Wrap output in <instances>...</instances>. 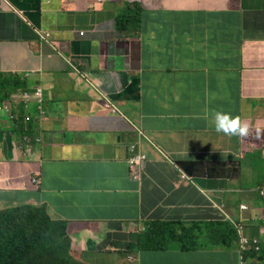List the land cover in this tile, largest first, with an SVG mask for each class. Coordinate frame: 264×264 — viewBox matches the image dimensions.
<instances>
[{
    "label": "crops",
    "instance_id": "0c3cea01",
    "mask_svg": "<svg viewBox=\"0 0 264 264\" xmlns=\"http://www.w3.org/2000/svg\"><path fill=\"white\" fill-rule=\"evenodd\" d=\"M9 4L0 7V72L17 75L13 85L23 76L28 85L44 89L47 112L40 124L48 147L35 170L46 197L40 191L31 196L40 204L47 199L52 217L87 222V206L93 207L89 189L104 196L105 188L118 195L137 192L146 208L161 205L175 218L195 195L180 179L178 167L187 160H200L188 165L190 172L219 188L212 198L237 184L264 189V0ZM34 109L17 110L20 127ZM215 111L239 116L248 125L247 135L217 132ZM133 125L147 140L136 148L148 157L140 183L129 178L130 146L122 139ZM4 148L10 159L11 144ZM9 172L0 188L15 200L24 198L6 180L31 188L28 171L9 166ZM240 197L258 202L256 226L261 220L264 228V199L261 205L251 189ZM130 206L117 207L112 220L135 217ZM86 234L90 231L83 226L81 235ZM94 257L99 264L116 260ZM140 258V264H150Z\"/></svg>",
    "mask_w": 264,
    "mask_h": 264
},
{
    "label": "clouds",
    "instance_id": "9594fccd",
    "mask_svg": "<svg viewBox=\"0 0 264 264\" xmlns=\"http://www.w3.org/2000/svg\"><path fill=\"white\" fill-rule=\"evenodd\" d=\"M3 3L9 4V0H0V7ZM33 73H27V76ZM16 76L0 72V159L4 158L9 166L28 171L32 185L31 188L25 186L26 182L14 185L8 183L7 179V185L17 188L24 198L15 200L9 190L0 188V210L34 206L43 209L52 220L65 223L73 221L64 215L52 217L47 210V199L44 200L45 204H40L34 202L31 196L32 191H40L44 193L43 198L46 197V192L40 188L41 174L35 168L41 164L48 147V141L42 135L43 125L40 124L47 111L43 104L45 101L43 87L39 84L28 85L23 76H20L21 84L13 85L10 81ZM90 85L95 86L92 81ZM20 107L24 110L35 108L32 115L25 116L27 125L21 127L20 115L17 112ZM212 120L215 130L225 135L245 136L248 133L247 123L242 122L239 116H233L228 112L215 111ZM9 121L13 122L14 128L8 125ZM122 139L125 145L130 146L131 154L126 161L129 178L140 183L146 172L148 157L146 153L137 152L136 148L144 140L147 141L144 131L133 125L131 130H127L126 133L123 131ZM8 143L11 144L10 159L4 148ZM197 162L200 160H187L186 164L178 167L180 179L188 182L187 187L194 190L195 195L178 210L175 218H168L166 210L161 205L146 208L145 202L137 192L129 194L127 191L126 194L118 195L103 188L106 194L98 196L91 188L87 196L88 202H93V207L87 206V222H93V225L113 222L116 208L128 202L131 203L130 208L136 216L122 222L116 221L117 229L107 232V237L99 240V243L91 244L92 236L88 235L89 232L85 238L81 234L78 237L66 226L68 233L71 238L76 236L77 241L79 239L85 244L86 249L81 250L95 259L96 264H99L97 263L99 256L115 257L116 260L110 264H140V256H145L150 264H176L179 259L189 264H193L192 262L264 264V228L260 226L261 220L256 226L260 219V215L256 214L259 209L258 202H248L240 197L242 193L251 189L260 200L259 203L263 205L264 189L255 183L237 184L223 190V196L220 198H212L210 194L219 195V188H210L201 180L198 173H191L188 169L189 164ZM105 196L118 201L117 205H113L111 200H102ZM58 208L63 207L58 205ZM77 208L78 205L74 207V211ZM207 225H210L215 234L223 240V245L218 241H208L202 227ZM15 234L16 228L11 222L0 220V250L8 255L13 254L14 250L7 241ZM78 245L81 244L77 243Z\"/></svg>",
    "mask_w": 264,
    "mask_h": 264
},
{
    "label": "trees",
    "instance_id": "16d2710c",
    "mask_svg": "<svg viewBox=\"0 0 264 264\" xmlns=\"http://www.w3.org/2000/svg\"><path fill=\"white\" fill-rule=\"evenodd\" d=\"M9 173L7 161L0 159V179ZM0 220L11 222L16 228L15 236L7 241L14 252L8 255L0 250V264H88L81 261L85 254L79 245L71 249L72 238L65 222L50 219L43 209L34 206L1 209Z\"/></svg>",
    "mask_w": 264,
    "mask_h": 264
},
{
    "label": "rangeland",
    "instance_id": "374dc122",
    "mask_svg": "<svg viewBox=\"0 0 264 264\" xmlns=\"http://www.w3.org/2000/svg\"><path fill=\"white\" fill-rule=\"evenodd\" d=\"M92 87V85H90ZM95 87V86H93ZM96 88V87H95ZM21 109V107H20ZM22 110V109H21ZM23 115V114H22ZM8 125L11 128H14V124L12 121H9ZM66 226L72 231V234L77 235L80 237L81 232L83 231V226L87 228L88 231H90V235L92 236L91 244L92 243H99V240L102 241L107 237V232H112L117 229V222H106V223H101L97 225H93V222H78L75 223L73 221H66ZM205 233L207 234V238L209 242H215L218 241L220 244L223 245V240L215 234V232L210 228V225L207 226H202ZM82 241L79 240L77 241V237L73 236L72 238V244H71V249L77 248V243H80L79 249H86L85 244L81 243ZM81 261H84L88 264H96V260L91 258L87 253H85L84 257L82 258Z\"/></svg>",
    "mask_w": 264,
    "mask_h": 264
}]
</instances>
